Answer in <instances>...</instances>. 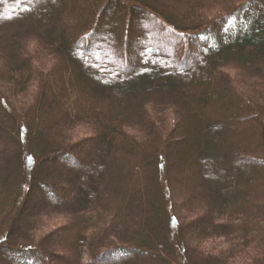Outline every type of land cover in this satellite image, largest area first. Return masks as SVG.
Instances as JSON below:
<instances>
[{
    "label": "trees",
    "instance_id": "16d2710c",
    "mask_svg": "<svg viewBox=\"0 0 264 264\" xmlns=\"http://www.w3.org/2000/svg\"><path fill=\"white\" fill-rule=\"evenodd\" d=\"M220 1L0 0V264H264V0Z\"/></svg>",
    "mask_w": 264,
    "mask_h": 264
},
{
    "label": "rangeland",
    "instance_id": "374dc122",
    "mask_svg": "<svg viewBox=\"0 0 264 264\" xmlns=\"http://www.w3.org/2000/svg\"><path fill=\"white\" fill-rule=\"evenodd\" d=\"M227 2V0H221L219 3V7L220 6H222V4L223 3H225L226 4V2ZM225 6V5H224ZM224 11V10H223ZM223 11L222 12H220V13H218V14H223ZM208 12H210V9H209V11H206L205 13L207 14V15H209V14H211V15H213V14H217L216 12H210V13H208ZM205 14V15H206ZM27 48H28V51L30 52V53H36L38 56V61L41 63V64H43V66L44 67H46V68H49L51 65H53L54 64V60H53V62H52V57H51V55H50V53L48 52V51H46V50H42L41 48H40V46H38L36 43H32V42H30L28 45H27ZM35 54V55H36ZM251 80V79H250ZM243 81H245V79H243ZM252 81V80H251ZM0 83L2 84V86H6L5 85V82H1L0 81ZM253 83H254V86L253 87H255V89H261V90H264V85L263 84H261L260 83V81L258 82L257 81V79H254V81H253ZM251 84H249V83H247V84H245V88L247 89L249 86H250ZM7 89H5V91H6ZM248 91H250L251 93H252V91H253V89L252 88H248L247 89ZM8 91V90H7ZM252 94H254V93H252ZM15 97H16V100H22V99H20L18 96H17V94H15ZM259 98H261V97H259ZM261 100H262V98H261ZM175 118V116H172V115H170L169 117H168V121H166V120H163V118H162V126L164 127V128H169V127H171V125H172V123H173V119ZM170 119H171V121L172 122H170ZM73 134L75 135V138L76 139H83V138H85V137H87V136H89L90 135V133H92V130L90 129V128H88V127H86V126H77L73 131ZM134 132V131H133ZM189 148H190V144L188 145H185V146H181L177 151H176V153H177V155H185L186 154V152L189 150ZM175 160L178 162V164H179V162H180V158H179V156L177 157H175ZM196 164H197V166L196 167H198V168H196V170H198V173H199V171H200V169H199V166H200V163H199V159L198 158H196ZM246 168H247V170H249V169H251V168H257L258 170H260V171H263L262 169H264V165H262V164H256V163H248V164H246ZM209 171H211L212 173H219V168H217V167H209ZM174 173H175V175L178 177V180L180 181V187H179V192L177 193V195L181 198V199H184V201H185V206L188 208V210L189 211H187V213L184 215V219L182 220L183 222H190L191 220L190 219H192V218H194L196 215H197V213L196 212H198V210L196 209V208H193V201H189V200H187V199H190L189 198V192H188V186H187V184L185 183V180H184V178H187L186 176L188 175V173H186V169L184 168V170L182 169V168H180V166H178V169L176 168L175 170H174ZM200 174V173H199ZM40 200V199H39ZM44 203H45V201H43L42 199L37 203V204H35L33 207H28L23 213H22V216H23V218L25 219V220H29L31 217H32V215H33V213H34V211H37V210H39L43 205H44ZM50 204V203H49ZM190 220V221H189ZM187 222V223H188ZM68 223V220L67 219H65V217H61V216H56V217H50V218H47L46 220H45V224H44V226L43 227H41V229H40V232H38V234L40 235L41 233H46V234H48V232H51V231H55V230H57L58 228H60V227H62V226H65L66 224ZM22 227H23V225H22ZM24 229V228H23ZM22 231H24V230H22ZM39 231V230H38ZM68 234H62L59 238H58V240H61V239H64L66 236H67ZM61 243H59V244H57V243H54V248H53V251L54 252H59V254H60V259H63L62 257H64V256H66V255H69L68 253H65L66 251L65 250H63V248L61 247ZM189 246H187V248H188ZM61 254H62V256H61ZM1 262V261H0ZM116 263H119L117 260L115 261Z\"/></svg>",
    "mask_w": 264,
    "mask_h": 264
}]
</instances>
